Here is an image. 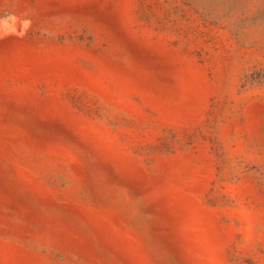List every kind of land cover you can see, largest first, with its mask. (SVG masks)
Segmentation results:
<instances>
[{
    "label": "rangeland",
    "instance_id": "rangeland-1",
    "mask_svg": "<svg viewBox=\"0 0 264 264\" xmlns=\"http://www.w3.org/2000/svg\"><path fill=\"white\" fill-rule=\"evenodd\" d=\"M0 264H264V0H0Z\"/></svg>",
    "mask_w": 264,
    "mask_h": 264
}]
</instances>
